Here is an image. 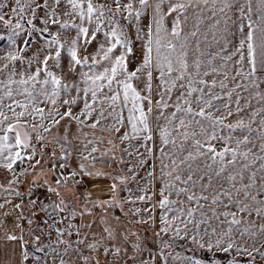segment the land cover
<instances>
[{
    "label": "snow or ice",
    "instance_id": "1",
    "mask_svg": "<svg viewBox=\"0 0 264 264\" xmlns=\"http://www.w3.org/2000/svg\"><path fill=\"white\" fill-rule=\"evenodd\" d=\"M204 3L207 4L208 0H204ZM261 3L264 6V0H261ZM190 4L191 0H188L187 4L184 0L175 2L168 0L165 10V0H154L151 20L144 29H141L139 22L142 13L149 7V0H138V6L136 0H127L126 3L123 0H111L112 6L100 0H52L51 3L49 0L30 2L16 0L10 9L17 16L14 23L0 15V22L8 28L7 33L0 32V40L6 38L10 43L16 44V38L25 32L27 38L24 39V47L27 48L28 41L33 39L32 33L36 31L44 42L43 52L34 53L35 67L32 68V59L29 58L30 71L27 73L21 71V78L18 81L12 79L7 81L8 85L13 83L24 85L22 91L14 96L12 88L8 87L3 95H0V169L7 174V183H0V190H3L6 196L18 198L13 209H19V214L15 218V228L19 229V234L7 230L5 233L8 240L19 243V259L15 264H29V261L31 264H48L50 255L52 264H56L55 254L58 249L62 253L59 264H109L107 259H100L98 253L102 252L105 257L119 256L122 247L115 243L118 237L116 229L108 222V206H119L123 211L124 200L118 197L117 182L126 183L128 177L113 176V182L108 189L110 195L106 199L99 196L92 198L93 194L90 191L81 194L77 186L83 183L85 176L110 175L96 167L95 153L99 152L101 157L111 156L123 162L122 157H117L114 139L126 141L138 137L145 142L146 152L149 154L153 152V147H149L148 142L155 138L150 122L154 108L157 110V118H164L166 121L162 126L157 124L161 156H172L173 165L176 164V159L172 152L165 151V147L170 143L175 145L177 138L182 141L191 139V150L186 151L180 164L186 160L207 156L213 163L219 162L218 174L224 172L227 165L235 163L238 156L247 159L251 154V149L246 147L249 136L233 135L237 131L252 132L251 120L246 123L240 117L228 122V118L233 117L234 112L238 115L241 111L240 97H236V108L233 112L230 107L232 91H222L218 95L213 92L217 80L215 78L208 80L204 77L209 72L223 71L224 77L219 81V87L223 90L226 87L228 62L232 61L237 65L234 69L237 75L242 79H250L253 86L259 87L257 80L253 78L257 77L258 71H264V7L257 18L259 23L250 15L247 16L246 34L243 18L247 14L243 8L239 10L241 20L236 27L241 36L236 46L224 55L213 53L209 56V67L202 74L201 60L196 59L191 66L189 64L187 36L183 33L182 25L187 20L186 9ZM2 7L3 5H0V8ZM229 8H231L229 0H221L220 11ZM41 10L43 15H38ZM251 11L249 3L248 12ZM124 13L127 15L118 16ZM173 14L174 18L169 27L167 17ZM25 15H30V18L24 20ZM133 18L137 38L140 37L141 31L146 37L142 43V58L138 63L129 60V54L133 53V40L121 23V19L131 21ZM228 19L225 16L226 22ZM36 20L42 23V28H36L34 23ZM214 23L219 25L220 21L216 20ZM53 28L56 31H52ZM227 31L225 27V32ZM191 35H195V32ZM224 41V47L227 48L229 41L226 36ZM93 45L95 47L89 51ZM23 51V48H18L16 51L9 50L4 55L11 61L17 58L23 60V55L18 56V53ZM217 56L220 57L221 65L212 67L211 64ZM246 59L247 69L244 67ZM50 61L54 62L52 67ZM130 63H134L135 66L130 67ZM65 65L67 71L74 77L70 81L64 75L58 74V71L65 70ZM2 66L8 67L7 64ZM41 74L43 79L40 78ZM12 75H15V71ZM154 79L158 80L156 93L158 99L153 97ZM259 79L264 81V77ZM141 83L143 87H140ZM205 87L208 89L207 92ZM235 87L239 88L240 85L236 84ZM177 90L175 100L170 103L174 91ZM73 91L74 95L71 94ZM221 95L229 99L219 106L224 109L223 113L216 114L219 107L214 106V101L220 100ZM256 95L261 93L257 92ZM5 97L10 101L9 104H4ZM49 102L51 107L42 106ZM5 108L8 109L7 113L4 111ZM168 109L172 110L164 117V111ZM26 115L32 117L34 122L29 124ZM252 119H255V110ZM37 120L38 122H35ZM62 120H66L63 135L57 134V139L53 140V143L59 145V155L54 149L46 153L49 136L45 134L56 129ZM102 120L111 121L104 129L110 133L107 138L103 135L98 136L95 131H83L85 127L91 129L100 127ZM73 122L79 135L73 136L72 140L81 141L82 147L79 150L74 148L69 139V128ZM261 124L264 125V118L261 119ZM193 125L199 128V132ZM225 129L228 130L227 134H224ZM174 130L179 132L174 135ZM257 131L261 133V150L264 151V128ZM89 136L92 138L89 139ZM105 139L112 147H100ZM34 140L36 143H33ZM220 142H223L222 146ZM180 148L183 150L184 145L181 144ZM73 154L78 157L74 167L70 162ZM45 155L48 157L47 160ZM136 155L140 157V164L143 165L146 157L139 151ZM229 155L230 160L227 159ZM256 159H264V156ZM48 164L51 165L50 168L47 167ZM162 167L167 165L162 163ZM246 167L247 164L241 166ZM128 168L131 170L133 165H128ZM261 168L264 169V164ZM161 174L165 175L163 172ZM132 175L134 177L136 173L133 171ZM146 175L151 177L153 172H147ZM166 175L170 179L159 189L161 199L158 205L161 209H166L161 213L160 231L171 232L177 237L183 233L192 244L211 253L207 258L195 254L181 257L176 253L174 259H180L181 264H264L262 250L264 243L257 246L256 243L249 244L243 239L249 236L254 240L259 234L264 241V223L259 225L258 232L251 231L256 225L237 215V212L247 213L249 216L255 213L258 217H264V196L258 197L257 194L250 192L248 184L243 185L245 199H233L231 191L221 188L219 193L212 196L211 202L222 203V197H226L228 203L223 205L224 210L218 212L217 208L213 207L210 209L212 213L210 217L205 212H200L198 220L195 214L198 208H203L200 200H206L208 197L202 192L198 196L187 187L188 181L192 180L191 172L183 181L178 169L174 168ZM252 175L254 177L255 173ZM228 178L234 179V174H230ZM211 179L212 177L208 176V180ZM178 181L185 187L177 186ZM251 183L255 181L252 180ZM25 184L26 187L22 190ZM202 187L206 188L208 185L204 184ZM235 190L239 195V188ZM127 191L131 193L132 190ZM142 192L144 194L135 197L136 200L152 199L148 185H145ZM172 192H175L177 197L184 194L190 202L189 206L187 208L177 206L175 209L169 207L183 203L171 199ZM261 192H264V187L261 188ZM127 200H133L131 194ZM191 202H195V205ZM8 203H12L11 199L4 201V204ZM4 204H0V207ZM229 206H233L236 211L229 210ZM94 207L104 209L99 214L102 227L99 232H92L89 239L88 232H82L81 229L91 228V222H86L84 217L85 214L91 216ZM133 211L140 213L142 209L136 207ZM172 212L177 214L169 219V213ZM127 215L128 213H125V216ZM221 216L223 220H220ZM78 217L79 223L76 222ZM114 219L118 220L119 217ZM212 219L220 220L225 226L219 230L216 227L211 229L205 227L201 232V225H206ZM94 220L95 217L93 222ZM189 224L193 225L191 234L188 230ZM53 231L55 239L52 238ZM26 232L29 239H25ZM45 233L46 240L51 241L50 243L42 240ZM73 235L74 241L71 239ZM65 236L68 238L65 239ZM121 236L127 239V234L121 233ZM29 240L32 251L29 250ZM81 245L88 249V254L84 253ZM163 247L170 248L171 244L163 241ZM133 248L134 251H141L139 239L133 244ZM159 255L165 257L163 249ZM132 259L134 264H155V256L151 252L147 259L137 261L135 256Z\"/></svg>",
    "mask_w": 264,
    "mask_h": 264
},
{
    "label": "rangeland",
    "instance_id": "2",
    "mask_svg": "<svg viewBox=\"0 0 264 264\" xmlns=\"http://www.w3.org/2000/svg\"><path fill=\"white\" fill-rule=\"evenodd\" d=\"M21 2H30V0H21ZM52 0H49L51 3ZM100 2H104L111 5V0H100ZM123 2H127V0H123ZM154 0H149V7L142 13L140 19V27L144 29L145 26L150 22L152 16V5ZM175 2V0H173ZM187 4L188 0H184ZM231 3V8L224 9L223 12L220 11L221 7V0H208V3L205 4L204 0H191V4L186 9L187 20L183 22V33L187 36V49H188V59L189 64L191 66L192 62L196 59L202 61V74L204 71H207L209 67V56L213 53H220V55H224L227 52H230L233 47L236 46L238 39L241 36V33L237 30V23L241 20L240 16V9L243 8V11L247 14L243 20L245 23L244 34L247 31V16L250 15L252 19L259 23L260 21L257 19L262 10V3L261 0H229ZM16 0H6L5 5L1 10V15H4L6 19L11 20L13 23L17 19V16L14 15L10 9L14 6ZM138 6V0H136ZM168 0H165V10L167 7ZM251 4L252 11L248 12V4ZM215 13V15H213ZM38 15H43V10L38 12ZM126 16L127 13L118 14ZM225 16L229 19L226 22ZM30 18V15H25L24 20ZM174 18V14L167 17V23L169 27L171 25V20ZM183 20V17H182ZM219 20V25L215 24L214 22ZM36 28L40 29L43 27L42 23L39 20L34 21ZM121 23L125 26L127 32L130 34L131 39L133 40V53L129 54V60L135 61L136 63L142 58V43L146 39L144 36V32L141 31L140 37L137 38L136 35V27H135V20L128 21L121 19ZM0 27L6 30L4 33H7L8 28L3 22H0ZM27 27V26H26ZM225 27H227L228 31L225 32ZM52 31H56L55 28ZM192 32H195V35H191ZM63 35V33H62ZM259 35V33H257ZM33 39L28 41V47H24V39L27 38L26 33L22 32L20 36L16 38V44L10 43L6 38L4 39L3 44L0 46V95H3L4 91L11 87L13 90V94L15 96L16 93L22 91L24 85H20L19 83H13L12 85H8V79H12L14 81H18L20 77L21 71L25 73L29 72L30 69L26 68L25 66L17 65L14 62L20 60L17 58L15 61H11L5 57V53L9 50L16 51L18 48H23L24 51L22 53H18L19 55H23L25 61H28L29 58L32 61H35L34 53H42L44 49V42L39 34V32L34 31L32 33ZM227 37L229 41V46L227 48L224 47V37ZM95 45L90 47L89 51H92ZM223 49V51H222ZM118 54V53H117ZM26 56V57H25ZM259 59V57H258ZM4 61H10L11 63H4ZM7 64L8 67L4 68L2 65ZM50 67L54 64V62H49ZM221 65L220 57L217 56L213 60L211 66L212 67H219ZM134 63H130V67H134ZM237 67L232 61L228 62V75L225 80L226 87L221 90L219 87V81L224 77L223 71L218 72H209L205 79L211 80L215 78L217 80V85L213 88V92L220 95L221 92H227L229 90L232 91L231 97V109L234 112L236 108V97H240V108L241 111L237 115L234 112L233 117L228 118V122H231L234 119L242 117L246 123L251 120V127L253 129L252 132L246 133L237 131L233 135L242 136L247 134L249 136V141L247 142L246 147L251 149V154L248 156L247 159L242 157H237V160L233 164H229L226 166L225 171L222 173H217V168L219 167V162L213 163L207 156L197 157L195 160H186L183 164H180V161L184 159L186 151L191 150V139L188 141H182L177 138V142L175 145L171 143L165 147V151L172 152L173 156L176 159V164H172V156H161L160 152V145H159V135L157 124L164 125L165 119L164 118H157V110L154 108L152 116L150 118V122L153 127V134L154 140L148 142L149 147H153V152L151 154L146 152V148L144 146L145 142L141 138H133L126 141H121L119 139H114L113 144L116 145V153L117 157H122L123 162L121 163L118 159H115L111 156H104L101 157L99 152L95 153L97 160H96V167L102 169L105 172L110 173L108 176H99L102 178H108L110 183L113 182V176L118 175H125L128 177L126 183L117 182L118 184V197L124 200V208L123 212L128 213V216L121 215V209L119 206L111 207L108 206V214H109V224L112 225L113 228L116 229L117 232V241L115 243L120 244L122 247V251L119 256L113 258L112 256L105 257L104 254L98 253L100 259L104 260L107 259L109 264H134L133 256L137 258V261L141 259H147L149 257V253L155 256V264H165V258L167 264H181L180 259H174L175 254L179 253L181 257L183 256H190L186 254L184 249L198 251L199 247L192 244L183 233L180 236H173L171 232L163 233L160 231L161 228V213L166 211V209H161L158 205V201L161 199L159 194L160 187L166 183L169 176L166 174L173 169H178L181 174V181L187 179V175L189 172L192 174V180L188 181L187 187L195 192L198 196L202 192L204 196L208 197V199H201L200 204L203 205V208H198L197 213L195 214L196 219H200V212H205L207 216H211L212 213L210 209L213 207L217 208L218 212H222L223 205L228 203V199L226 197H222V203L213 204L211 202V198L213 195L219 193L221 188H224L226 191H231L233 193V199H245L243 196L244 188L243 185L248 184L250 185L249 191L257 194L259 196H264V192H261V188L264 187V169L261 168V165L264 164V159H256L257 157L264 156V151L261 150V133L257 131V129L264 128V125L261 124V119L264 118V81L260 80L259 77H264V71H258L257 77L253 79L257 80L259 87L253 86L250 79H242L239 75H237L234 69ZM244 67L247 69V59L245 60ZM85 71L87 69H84ZM13 71H15V75H12ZM79 71V69H77ZM58 74L64 75L66 79L69 81L72 80L74 77L71 72L67 71L66 65L65 70ZM154 76H158V74H154ZM41 79H43V74H41ZM143 80V77L141 78ZM158 80L154 79L153 81V97L154 99H158L159 97L156 95L158 88H157ZM236 84H239L240 87H235ZM28 87H32V85H28ZM38 87V86H37ZM140 87H143V83H141ZM208 89L205 87V92ZM257 92H260L261 95H256ZM71 94H75L74 91ZM178 94V90L174 91L173 102L175 100V95ZM21 98V97H16ZM228 97L225 95H221L220 100L214 101V106H221L225 102L228 101ZM10 101L5 97L4 104H9ZM44 107H51L50 102L42 105ZM82 106V105H81ZM107 108V105H105ZM78 109V108H77ZM76 109V110H77ZM172 109H168L164 111V117L168 116V113ZM253 110H255V119H252ZM4 111L7 113L8 109L5 108ZM224 109L219 107V111L216 114H222ZM11 115L10 113H8ZM107 114V113H105ZM26 119L30 122L33 120L32 117L25 116ZM198 118V117H197ZM199 119V118H198ZM38 122V120L36 121ZM107 122H111L108 120ZM66 120H62L60 125L56 127L51 133H48L53 141L57 139V134L63 135L64 124ZM106 121L100 122V127L96 129H91L85 127L83 131L92 132L99 135H103L106 138L110 135V133L105 127ZM47 127V125H45ZM193 128L199 132V128L196 125H193ZM227 129L224 130V134H227ZM179 130H174V135L177 134ZM79 135L76 130V124L73 122L69 128V139L72 141L74 148L77 150L81 149L82 144L80 140H72L73 136ZM117 136L119 134H116ZM89 139L92 137L89 136ZM51 141V142H52ZM33 143H36L33 141ZM223 142H220L222 146ZM183 144L184 148L181 150L180 145ZM59 146V145H58ZM101 148L105 147H112L107 143V139H105L104 143L100 145ZM243 148V146H242ZM59 150V148H58ZM137 151L141 153L142 156L146 157L145 163L143 165L140 164V157L136 155ZM56 152H58L56 150ZM47 153V152H46ZM59 155V154H58ZM39 158V157H37ZM48 157L45 155V160ZM227 159H231L229 155ZM78 157L73 154L70 157V162L74 167L78 162ZM255 160L253 163L252 161ZM42 163H44L42 161ZM163 165H167V167H162ZM247 164L246 168H241L242 165ZM128 165H133V168L129 170ZM191 165V167H189ZM210 165V167H209ZM47 167H51L50 164ZM135 172L136 175L133 177L132 172ZM153 172V176L149 177L146 175L147 172ZM165 173L162 175L161 173ZM253 173L255 176L253 177ZM175 174V173H173ZM234 174V179H229V175ZM208 176H211L212 179L209 181ZM94 177V175H93ZM203 177V179H201ZM152 183L149 184V181ZM254 180L255 183H251ZM0 183H7V174L3 169H0ZM89 183H94L89 182ZM207 184L208 187H202V185ZM87 182L83 180V183L78 185V190L90 191L92 192V198L99 196L101 199H106L108 195H110L109 191H104L103 188L105 186L101 185V181L97 180V189L91 187V189L86 188ZM148 185V191L152 195V199L148 200H136L135 197L139 195H143L142 189ZM193 185H195L193 187ZM109 186V185H108ZM177 186L185 187V185L181 182H177ZM235 186V187H234ZM26 187V184L22 186ZM110 188V187H109ZM236 188H239V195L236 193ZM105 189H108L105 187ZM127 189H131V193L127 191ZM97 192V194H95ZM129 194L132 195L133 200L128 201L127 197ZM168 194V193H165ZM171 199L183 201L182 204L177 205H169V207L175 209L177 206L187 208L189 206V201L184 194H181L180 197H177L175 192H172ZM11 199L12 203L4 204V201ZM26 199V197H25ZM82 201V198H81ZM18 202V198L16 197H9L6 196L3 190H0V204H4L3 207H0V264H15V262L19 259V243L17 241H11L6 238V230L12 231L14 234H19V229L15 228L16 223V216L19 214V209H13V205ZM195 205V202H191ZM139 207L142 209L140 213H135L133 211L134 208ZM144 209H148V211H143ZM229 210L236 211L233 206H229ZM104 209L99 207H94L93 213L91 216L85 214L84 220L86 222H91V228H82V232H88L89 239L91 238L92 232H99L102 225L99 221V214L102 213ZM25 213H27V209H25ZM177 213L172 212L169 213V219H171L172 215H176ZM238 216L245 217L246 220L251 221L256 225V228L251 229V231H257L259 229V225L264 223V217H258L253 213L252 215H248L247 213H239L237 212ZM93 217L95 220L93 222ZM114 217H119L118 220L114 219ZM149 217H152L150 219ZM39 219V217H37ZM224 218L221 216L220 220ZM220 220L212 219L207 222V224L201 225V232H203L205 227L211 229L212 227H216L218 230L225 226L220 223ZM79 223V217L76 220ZM25 223V228H27V223ZM63 226V225H61ZM193 225H188L189 234H191ZM121 233L127 234V239L125 240ZM37 234H40L37 232ZM239 233L237 232V235ZM46 233L42 236V240H45V243H50L51 241L46 240ZM52 238L55 239V232L52 233ZM68 237L65 236V239ZM25 239H29L27 232L25 233ZM73 241L75 240V235L71 238ZM139 239L141 242V251L137 252L134 251L133 244ZM247 243L252 244L256 243L257 246H261L264 241L261 240L259 234L253 238L249 236H245L243 238ZM163 241H167L171 244L170 248L163 247ZM180 241V243H178ZM62 247V246H61ZM83 248V245L80 246ZM181 248V249H179ZM163 249L165 252V257H161L159 255L160 250ZM29 250L32 251L31 241L29 240ZM264 250V248H262ZM47 251V249H45ZM85 254H88V249L83 248ZM200 251V250H199ZM56 255V264H59V258L62 255L60 250H57ZM68 259V257H65ZM31 264V261H29ZM48 264H52V256L48 257Z\"/></svg>",
    "mask_w": 264,
    "mask_h": 264
},
{
    "label": "crops",
    "instance_id": "3",
    "mask_svg": "<svg viewBox=\"0 0 264 264\" xmlns=\"http://www.w3.org/2000/svg\"><path fill=\"white\" fill-rule=\"evenodd\" d=\"M26 57V56H25ZM28 62H29V60L28 61H25V60H18V61H15L14 63L15 64H17V65H21V66H25L26 68H28ZM4 63H8V64H10L11 62L10 61H4ZM35 67V61H32V68H34ZM77 111H78V109H77ZM32 122H34L33 120L30 122V123H32ZM36 122V121H35ZM107 123H110V122H107L106 121V123H105V127H106V124ZM45 135H47V136H49L48 134H45ZM50 137V136H49ZM51 139V138H50ZM34 142H36L35 140H34ZM73 144V143H72ZM74 146V145H73ZM78 161V160H77ZM60 162H63V161H60ZM97 180L98 181H101V185L102 186H105V187H107L108 189H109V187H110V185H111V183H110V180L106 177V178H102V177H97V176H85L84 177V181H86L87 182V185H86V188L87 189H91V187H94L95 189H97ZM94 181V183H89V182H93ZM109 185V186H108ZM105 187L103 188V190L104 191H106V190H108V189H105ZM79 192L82 194L83 193V191L82 190H79ZM95 194H97V192H95ZM81 198H82V196H81Z\"/></svg>",
    "mask_w": 264,
    "mask_h": 264
},
{
    "label": "trees",
    "instance_id": "4",
    "mask_svg": "<svg viewBox=\"0 0 264 264\" xmlns=\"http://www.w3.org/2000/svg\"><path fill=\"white\" fill-rule=\"evenodd\" d=\"M5 3H6V0H0V5H5ZM3 8V7H2ZM2 8H0V15H1V10H2ZM6 30V28L5 29H3V28H1L0 27V32H4ZM3 42H4V39H2V40H0V46L3 44ZM121 215H125V212H121ZM129 218H131L129 215H127ZM178 243H180V241L178 242ZM179 249H181V248H179ZM182 250V249H181ZM200 250V251H199ZM198 251H192V250H188V249H184V250H182V251H184L186 254H188V255H193V254H195V255H197V256H199V257H202V258H207V257H209V256H211V253L210 252H208L206 249H199Z\"/></svg>",
    "mask_w": 264,
    "mask_h": 264
},
{
    "label": "flooded vegetation",
    "instance_id": "5",
    "mask_svg": "<svg viewBox=\"0 0 264 264\" xmlns=\"http://www.w3.org/2000/svg\"><path fill=\"white\" fill-rule=\"evenodd\" d=\"M52 140L49 138V140H48V144H47V147H46V152H51L53 149L56 151H58L57 152V155L59 154V151H60V149L58 150V148H59V146H58V144H56V143H53V141L51 142Z\"/></svg>",
    "mask_w": 264,
    "mask_h": 264
}]
</instances>
